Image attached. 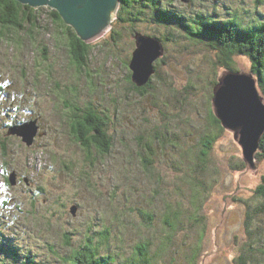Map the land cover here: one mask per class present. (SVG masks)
Masks as SVG:
<instances>
[{"label": "rangeland", "instance_id": "374dc122", "mask_svg": "<svg viewBox=\"0 0 264 264\" xmlns=\"http://www.w3.org/2000/svg\"><path fill=\"white\" fill-rule=\"evenodd\" d=\"M171 3L188 18L202 12L227 20L235 15L246 24L264 20V0ZM150 19L143 11L89 41L84 69L73 63L67 39L46 10L38 16L42 27L33 35L21 32V42L14 33L0 34V264H69L72 252L90 243L109 264H135L136 245L148 240L152 264H232L248 240L244 212L257 200L253 190L264 159L255 158L253 166L244 161L213 98L220 78L234 70L255 78L264 104L254 61L240 52L227 58L180 27L167 30ZM136 34L160 40L164 50L153 63L155 73L137 86L144 91L127 79ZM165 34L167 43L159 38ZM10 38L19 43L9 44ZM86 106L106 117L109 154L94 147L88 154L73 140L71 122L79 124ZM32 120L37 133L28 145L10 129ZM211 134L217 137L203 156L201 140ZM156 135L165 142L154 146V171H147L139 151ZM173 137L177 147L168 142ZM185 178L198 183L197 193ZM144 211L153 217L150 224ZM173 212H179L177 227L170 226ZM252 221L259 237L253 246L262 250L264 215ZM256 251L252 264H264Z\"/></svg>", "mask_w": 264, "mask_h": 264}, {"label": "trees", "instance_id": "16d2710c", "mask_svg": "<svg viewBox=\"0 0 264 264\" xmlns=\"http://www.w3.org/2000/svg\"><path fill=\"white\" fill-rule=\"evenodd\" d=\"M172 1L173 0H120V7L118 8L116 18L113 20L112 25L116 27L120 21L131 23L137 18L139 13L145 11L147 18H151L149 23H155L158 26H162L164 29L173 31H178L180 27L186 32L185 35L190 40L205 41L209 48L214 50L218 49L219 53L225 55L227 58H229L228 55L230 56L231 53H243L254 61L253 71L264 93V20L257 22L247 21L246 24V22L238 20L235 15H232L231 18L227 20L221 17H211V15L202 12H196L188 18L183 11L169 8ZM146 8L150 9L146 10ZM43 10L47 11L51 23L54 24L62 36L67 39L68 47L71 50L70 56L75 66L78 69H84L88 64L87 59L94 43L82 41L74 30L63 22L58 12L54 9L49 7L33 8L17 0H0V34L4 33L2 35L4 36L5 32L9 33L8 35L14 33L18 36V39L21 32L33 35L31 32L42 27L38 23V16ZM113 33H117L116 28H114ZM170 37L171 36L165 34L159 38L162 42L167 43ZM19 41L10 38L9 44H17ZM112 54L116 57L114 51ZM222 63L230 67V63L224 60ZM127 79L132 88L144 91V88H137L132 82L131 71L128 73ZM73 92L76 98L77 91L73 89ZM70 105L71 109L79 110L77 109L78 105L72 103ZM85 109L88 113L79 120V124L75 122V125L71 122V118L76 112L74 110L71 111L72 116L69 120L72 126L71 135L73 140L79 143L88 154H91V149L93 147L96 152L101 155L109 154L113 144L112 136L107 132L106 117L93 107L86 106ZM211 117L213 119V125L220 128L219 120L215 116L211 115ZM216 137L217 134H211L201 140L204 148H201L200 151L203 156L207 154V151L210 149ZM164 142V138L160 135H156L154 136V140H146L141 145V152L139 151L140 163L145 170L154 171L153 156L156 155L154 146H161ZM168 142H170L171 146L177 147L178 140L176 138L173 137L169 139ZM255 158L259 160L264 159V132L260 138L259 152L255 155ZM203 166L204 167L200 168L201 171H205L208 168L206 165ZM197 172L198 170L196 173ZM148 173L153 174V172ZM185 180L191 182V185L193 184V191L198 188V183L192 182L191 178H185ZM254 193L256 195H253V198L257 199L256 202L250 204V208L246 209L244 212V225L248 233V240L245 239L241 241L238 253L232 259V264H252L251 259H253V254L257 250L253 246V243H255L259 237L254 233L252 217L258 213L264 215V174L262 175L261 182L254 188L253 194ZM143 213L146 216L147 224H150L153 221L152 215L145 211ZM178 214L179 212H173L172 215L175 222L170 223L171 227H177L180 220ZM169 216V213L165 216V222H168ZM261 221L263 222L262 219ZM259 231L261 232V229H259ZM101 235L105 234L102 233ZM149 245V240L148 242L145 241L144 243L136 245L138 261L135 264H152L154 257L150 254ZM82 251L85 252L82 253ZM262 253L264 254V248L256 251V254ZM98 255V249L95 246H92L91 243L88 244V246L85 244L83 249L72 252L70 256L72 260L69 264H109L107 257Z\"/></svg>", "mask_w": 264, "mask_h": 264}, {"label": "water", "instance_id": "95a60500", "mask_svg": "<svg viewBox=\"0 0 264 264\" xmlns=\"http://www.w3.org/2000/svg\"><path fill=\"white\" fill-rule=\"evenodd\" d=\"M33 8L49 7L58 12L63 22L70 26L84 42L92 41L111 28L116 18L120 0H17ZM161 41L136 34L135 48L128 68L131 80L139 86L148 81L154 72V61L163 54ZM214 87V110L222 125L233 131L234 139L242 149L245 162L253 166L260 138L264 132L263 97L250 73L229 70ZM31 145L37 133L35 121L22 123L10 129ZM14 177V173H12ZM12 177V180H13ZM13 183V181H11ZM77 205L71 206L74 214Z\"/></svg>", "mask_w": 264, "mask_h": 264}, {"label": "bare ground", "instance_id": "6f19581e", "mask_svg": "<svg viewBox=\"0 0 264 264\" xmlns=\"http://www.w3.org/2000/svg\"><path fill=\"white\" fill-rule=\"evenodd\" d=\"M120 7V6H119ZM84 55V54H83ZM5 70V69H4ZM7 70V69H6ZM9 72V71H8ZM4 94V93H3ZM10 181V180H9Z\"/></svg>", "mask_w": 264, "mask_h": 264}]
</instances>
